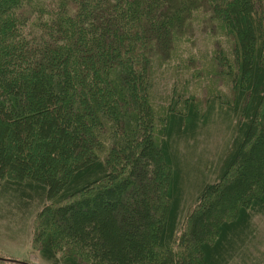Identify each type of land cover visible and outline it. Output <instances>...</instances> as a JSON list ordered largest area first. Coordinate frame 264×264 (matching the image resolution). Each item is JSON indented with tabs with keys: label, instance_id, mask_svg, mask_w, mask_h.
Wrapping results in <instances>:
<instances>
[{
	"label": "trees",
	"instance_id": "1",
	"mask_svg": "<svg viewBox=\"0 0 264 264\" xmlns=\"http://www.w3.org/2000/svg\"><path fill=\"white\" fill-rule=\"evenodd\" d=\"M4 204L48 264H264V0H0Z\"/></svg>",
	"mask_w": 264,
	"mask_h": 264
},
{
	"label": "rangeland",
	"instance_id": "2",
	"mask_svg": "<svg viewBox=\"0 0 264 264\" xmlns=\"http://www.w3.org/2000/svg\"><path fill=\"white\" fill-rule=\"evenodd\" d=\"M201 35L203 39L202 31L196 29L193 39L196 42L201 41L205 45L204 48H206L209 42L199 40ZM213 142L209 143L208 146V150H212V153L215 152L217 146L219 148L221 145L220 142L216 145ZM2 208L1 216L3 217H0V259H3V262L0 261V264H48L40 258L38 246L33 243V224L31 223L33 215L29 218L20 219L13 211L12 215L5 216V210L9 209V206L4 204ZM255 221L264 242V216Z\"/></svg>",
	"mask_w": 264,
	"mask_h": 264
},
{
	"label": "water",
	"instance_id": "3",
	"mask_svg": "<svg viewBox=\"0 0 264 264\" xmlns=\"http://www.w3.org/2000/svg\"><path fill=\"white\" fill-rule=\"evenodd\" d=\"M3 259H0V261H2ZM24 264V263H23Z\"/></svg>",
	"mask_w": 264,
	"mask_h": 264
}]
</instances>
